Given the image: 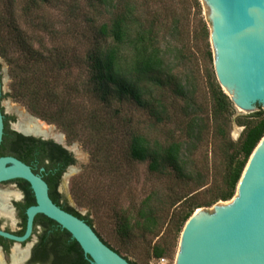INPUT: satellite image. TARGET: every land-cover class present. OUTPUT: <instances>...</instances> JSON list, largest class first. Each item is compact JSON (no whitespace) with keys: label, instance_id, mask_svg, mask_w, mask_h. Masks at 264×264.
<instances>
[{"label":"trees","instance_id":"trees-1","mask_svg":"<svg viewBox=\"0 0 264 264\" xmlns=\"http://www.w3.org/2000/svg\"><path fill=\"white\" fill-rule=\"evenodd\" d=\"M96 1L109 7V15L91 27L93 37L80 50L60 43L70 36L69 32L50 30L45 21H29V7L23 8L27 28H22L14 0H0V56L8 65L9 95L36 117L57 125L69 138L82 140L87 146L89 164L72 180L70 188L76 201L86 193L87 182L82 180L86 173L107 177L112 185L125 188L131 179L124 166L131 161L147 162L152 175L165 177L170 183L189 180L194 173L192 155L204 145L214 144L223 156L225 170L222 187L212 188L209 201L198 202L195 195L199 192L192 194L206 184L186 193H178L173 185H153L136 206L120 207L114 212L117 232L125 239H154L169 218L174 241L195 209L232 198L250 154L264 135V109L234 119L233 104L209 69L210 104L203 110L195 78L185 76L172 61L169 44H164L163 39L172 36L170 45L175 47L174 42L184 35L188 8H193L196 35L205 41V56L211 63L200 0L177 1L180 7L174 0ZM41 23L43 29L39 27ZM41 31L58 44H45ZM183 50L181 47L180 52ZM127 103L145 111L155 123L175 124L176 129L165 140H150L129 125L119 131V106ZM232 121L244 127L237 142L229 136ZM42 156L49 164L60 159L66 164L73 162L65 150L55 145L42 151ZM28 160L29 152L25 154ZM45 179L52 202L87 223L103 243L121 255V247L108 243L94 228L89 215H81L62 199L56 191V177ZM177 206L179 209L173 213ZM171 241L166 245L155 243L152 256L162 258L171 249ZM55 244L56 264H92L78 243L59 226Z\"/></svg>","mask_w":264,"mask_h":264},{"label":"water","instance_id":"water-1","mask_svg":"<svg viewBox=\"0 0 264 264\" xmlns=\"http://www.w3.org/2000/svg\"><path fill=\"white\" fill-rule=\"evenodd\" d=\"M200 3L209 29L216 80L235 106L234 117L264 109V0ZM3 82L0 76V142ZM57 141L66 147L63 140ZM72 170L70 167L64 175V194ZM13 178L29 183L35 205L25 211L23 236L0 233L23 241L31 234L35 215L43 214L71 235L92 264H130L87 223L54 204L46 182L28 165L12 157L0 158V181ZM173 264H264V135L245 164L233 198L208 209L197 208L187 219Z\"/></svg>","mask_w":264,"mask_h":264},{"label":"rangeland","instance_id":"rangeland-1","mask_svg":"<svg viewBox=\"0 0 264 264\" xmlns=\"http://www.w3.org/2000/svg\"><path fill=\"white\" fill-rule=\"evenodd\" d=\"M177 1L180 2V0H174V4L178 6L179 2ZM14 3L16 13L19 16L18 20L22 28H27L26 20L22 17V11L23 8L29 7V10H26L28 12L27 19L29 21L32 20L34 24L39 21H45L50 30L54 29L56 31L69 32L70 36L64 40H60V43H65L69 48H78L80 50H83L88 44V38L93 37L91 27L99 25V23L105 21L109 15V7L103 5L100 6L96 0H14ZM187 13L189 20L188 23L186 22V25L182 27L184 35L179 38L181 40H179V42H174L175 47H171L170 41H172L173 37L167 35L163 39V42L164 44L165 42L169 44L168 50H171V55L174 57V60L172 59L174 64H177L182 68L181 70L185 76L191 75L195 78L199 101L202 103L203 110H205L210 104L207 73L209 69L214 71L213 57L209 64L208 59L205 56V41H201L196 35L195 10L193 8H188ZM201 15L203 21L206 23L203 12H201ZM39 27L41 29L44 28L42 23ZM206 27L208 29L207 23ZM39 34L43 37L44 43L48 46L58 44L56 42L53 43L47 33L41 31ZM83 35H86V37H83ZM207 41L212 56L209 29ZM35 46H37V44ZM181 47H184L183 52H180ZM0 70L4 80L2 106L5 113L11 115L13 111L12 108L24 110L27 115L33 116L36 120L47 127H52L54 132L62 134L66 147L71 149V152L75 157V163L71 166L74 168V171L69 176L66 185L65 195L68 205L81 215H89V218L93 221L94 228L99 234L108 243L115 245L116 247H121L122 256L127 257L129 260L136 262L137 264H160V258L157 259L152 256V247L155 243L160 241L163 245H166L173 239V232L170 231L172 229L170 228L169 218L165 221L160 235L154 239H149V237L125 239L117 232L114 212L120 207L130 208L136 206L140 199L144 197L145 193H147L153 185H157L160 188H166L168 185H173L175 191L178 193H186L196 190L201 184H206V186L194 191L192 194L199 192L195 195L196 201L198 202L209 201V192L218 187H222L220 183L225 170L223 156L218 153L217 147L214 144L210 146L204 145L192 155L191 168L194 173H192L191 179L184 181H173L170 183L165 177L152 175L147 168V162L136 161L125 163L124 171L129 174L131 179L127 185H124L125 188L121 185H112L110 179L107 177H99L92 173H86L82 178V180L87 182L85 184L86 193L83 194L84 196H81V199L78 198L79 201H76L70 193V188L72 180L78 177V175H80L84 168L89 164L90 155L87 146L82 140L69 138L68 135L57 125L48 123L36 117L22 102L9 95L11 78L8 73V65L5 59L1 56ZM233 107L235 109L234 105ZM119 110L120 114L117 126L119 131L121 129L120 127L129 125L133 130L143 134L150 140H165L170 132L176 129L175 124L155 123L145 111L139 110L137 107L129 103L119 106ZM234 115L233 118L235 119L237 116L245 114H240L236 117H234ZM243 128L244 127L238 125L237 122L232 121L229 131V136L232 141L237 142L239 140ZM74 148L77 149V152ZM64 183L65 179L63 177L57 187L61 193H64L63 191H65ZM85 197H88L89 200H87V198L85 199ZM217 202L223 201L218 200ZM211 206L212 205L202 206L200 208L208 209ZM179 207L180 206L175 207L172 212L174 213L177 211ZM184 225L182 226V229ZM180 234L181 232L176 235L174 241H171V249H169L162 257L165 259L166 264H173L174 262L178 250Z\"/></svg>","mask_w":264,"mask_h":264},{"label":"flooded vegetation","instance_id":"flooded-vegetation-1","mask_svg":"<svg viewBox=\"0 0 264 264\" xmlns=\"http://www.w3.org/2000/svg\"><path fill=\"white\" fill-rule=\"evenodd\" d=\"M0 76L2 77L1 70ZM2 97L3 93L1 100ZM1 111L3 128L0 158L12 157L23 162L35 174H39L47 186L48 183L45 178L50 175L56 177V191L62 199L67 201L65 194L61 193L57 187L67 173L66 171L75 163L73 153L52 136L46 137L23 130L18 124L19 115L16 111L13 110L12 114L8 115L3 106H1ZM61 136V140L65 142L63 135ZM43 143L47 144L44 145ZM51 145L59 146L65 150L73 162L66 164L60 159L49 164L48 160L43 158L42 151L47 152ZM27 152L30 154L28 162L25 161ZM32 205H35V197L26 180L13 178L0 181V232L15 237L23 236L27 222L25 211ZM58 226L56 222L45 215L36 214L33 219L31 234L25 240H14L0 233V264H56L55 232Z\"/></svg>","mask_w":264,"mask_h":264},{"label":"bare ground","instance_id":"bare-ground-1","mask_svg":"<svg viewBox=\"0 0 264 264\" xmlns=\"http://www.w3.org/2000/svg\"><path fill=\"white\" fill-rule=\"evenodd\" d=\"M14 111L17 112L19 115V123L21 125V128L25 131L41 134L44 136H52L58 140L62 139L61 134L54 132L52 127H47L43 123L39 122L38 120L30 117L27 115L24 110L19 108H12ZM74 150L77 152V149L74 148ZM80 154V153H79ZM73 172V170L71 171Z\"/></svg>","mask_w":264,"mask_h":264},{"label":"built area","instance_id":"built-area-1","mask_svg":"<svg viewBox=\"0 0 264 264\" xmlns=\"http://www.w3.org/2000/svg\"><path fill=\"white\" fill-rule=\"evenodd\" d=\"M165 262H166V261H165L164 258H160V259H159V263H160V264H166Z\"/></svg>","mask_w":264,"mask_h":264}]
</instances>
